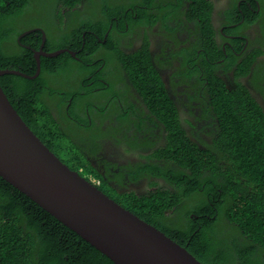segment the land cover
<instances>
[{"label":"trees","instance_id":"obj_1","mask_svg":"<svg viewBox=\"0 0 264 264\" xmlns=\"http://www.w3.org/2000/svg\"><path fill=\"white\" fill-rule=\"evenodd\" d=\"M71 1L73 0L68 3ZM167 1L160 0L159 3ZM259 3L260 6L263 5L262 2ZM209 6L210 0H178L169 12L162 8L157 16L161 29H168V21L178 18L180 8H183L189 21L195 22L194 29L188 30L192 36V39H188L191 45L187 49L176 51L178 56L184 52L183 64L178 69L174 66V73L168 80L174 92L176 87L187 86L193 93L188 96L190 102L197 105L185 103L184 105L189 106V111L179 115L164 83L155 69L150 67L148 58L146 59L147 66L151 69L146 72L151 83L144 91L151 94L149 110L155 115L151 120L156 125L161 124V128L167 133V142L163 147L149 149L152 154L159 155L152 158L168 159L175 165L163 164L161 168L171 166L160 172L165 185L156 187L153 191L146 187L147 191L140 196L122 181L118 183L127 188V194L118 195L113 188L108 187L98 171L70 147L67 139L59 140L62 135L56 129L52 117L46 118L34 109L28 110L25 100L19 108L13 101L18 97L11 96L4 87L6 80L18 89H28L36 81L17 75H4L0 77V85L13 108L36 135L40 136L45 132V126L52 131L46 138L52 146L54 143L57 145L54 146L56 151L64 154L63 161L70 169L94 180L101 191L171 237L199 262L264 264V110L247 91L243 92L245 86L241 82L225 87L219 77L221 68L213 63L215 61L211 57L212 47L215 45L211 42L204 45L205 41L201 45L196 42L197 39L202 40L214 34L210 27ZM30 7L34 12L40 8L35 7L34 0H0V70H20L24 74H32L10 66L14 60L31 59L32 52L21 47L16 40L23 31L35 28L33 21L25 17ZM251 7L257 8L254 3L248 6L241 2L236 11L241 9L249 12ZM87 30L89 28H79L75 30L78 31L76 35L80 38L82 32ZM111 33L117 34L119 31L113 29ZM40 34L36 30L20 41L28 44L29 39ZM125 35L123 27L119 39L125 38ZM5 42L10 45L6 53L2 51ZM80 42L81 39L78 44ZM89 44L92 45L91 42ZM121 45L125 43L121 42ZM59 47L61 44L55 49ZM112 51L113 57L110 53V58L113 60L127 57L118 49ZM260 54L264 56V52ZM31 62L34 63L33 59ZM168 66L171 67L170 61ZM140 69L142 68L133 67L131 75L143 77L144 71L141 72ZM61 78L60 74L57 79L59 85ZM254 84L257 91L264 94V71ZM90 88L95 89L93 86ZM55 90L61 89L53 88L52 94H56ZM42 98L37 96L32 106L38 109ZM62 98L59 95V99ZM190 107L199 109L198 115ZM113 112L115 114L117 110ZM192 119L200 123L203 121L199 130L203 134L207 132L205 135L209 137L208 142L200 141V146L192 142L189 139L190 133H187L188 129L191 133L198 129ZM117 120L128 122L121 124V131L129 130L133 124V135L142 128L140 122L129 118L125 112L120 113ZM108 134L111 133L99 131L95 136L101 139ZM134 138L130 140L137 141L135 136ZM138 165L143 166L142 169L151 170L150 176H155V171L159 172L161 169L149 160L144 165L128 163L122 167L131 170ZM152 184L148 181V186ZM0 264L114 263L0 177Z\"/></svg>","mask_w":264,"mask_h":264},{"label":"flooded vegetation","instance_id":"obj_2","mask_svg":"<svg viewBox=\"0 0 264 264\" xmlns=\"http://www.w3.org/2000/svg\"><path fill=\"white\" fill-rule=\"evenodd\" d=\"M68 1L34 0L35 7L40 6L36 14L34 12L32 14L33 8H28L25 17L33 21L35 28L23 31L16 40L21 47H26L32 52L31 59L34 63L29 58H23L14 60L10 66L32 72L26 74L28 76H33L37 69L39 73L36 78L30 80L36 82L28 89H18L12 83L9 84L8 80L4 81L5 89L11 96L18 97L13 101L19 108L25 100L28 110L34 109L40 116L52 117L56 129L62 135L59 140L67 139L70 147L82 159L88 161L98 171L106 185L113 188L118 195L128 193L127 188L120 185L119 181L125 183L138 196L147 191L146 187L153 191L156 187L164 186L165 181L160 172L171 166L166 169L161 166L167 163L175 164L168 159L161 161L152 158L159 155L152 154L149 149L163 147L167 142V133L161 128V124L158 126L151 120L155 116L149 110L151 94L144 91L151 83L146 73L148 70L151 71L146 59L148 58L150 67L155 69L164 83L179 115L189 111V106L184 105L185 103L197 105L193 101L190 102L188 96L193 93L187 86L176 87L174 92L168 80L174 73V66L178 69L183 64L184 52L178 56L176 51L187 49L191 45L188 39H192V36L188 30L194 29L195 22L189 21L183 8H180L178 18L168 21V29L160 28L157 22L159 12L162 8L169 12L178 0L160 3V0L129 2L73 0L70 3ZM241 2L248 6L254 3L257 8L251 7L249 12L241 9L236 11ZM259 2L263 5L260 6ZM208 14L214 34L208 35L206 40L197 39L196 42L200 45L204 41V45L213 43L215 46L212 47L211 57L215 62H212L221 68L219 77L222 78L225 87H230L237 81L241 82L245 86L243 92L247 91L264 110V94L262 91L258 92L254 84L264 71L262 61L264 56L260 54L264 52V0H210ZM82 27L89 30L82 32L79 38L76 35L78 31L75 30ZM123 27L126 35L120 40ZM113 29L119 33H111ZM36 30L41 33L40 36L32 37L28 44L20 41L28 35L21 36L23 33L27 31L32 33ZM80 39L81 42L78 44ZM121 42L125 45H121ZM58 44H61V47L55 49ZM9 47V43L5 42L2 51L6 53ZM112 49H118L127 57L113 60ZM55 52L59 54L53 57L44 55ZM61 55L63 56L60 57ZM35 56H38L39 63ZM53 58L56 60H52ZM168 61L171 67L168 66ZM133 67H141L140 71H144L143 77L131 75ZM60 74L62 78L59 85L57 79ZM91 86L95 89H91ZM53 88L61 90H55L56 94H52ZM59 95L63 96L62 100L59 99ZM37 96L43 97L39 100L40 110L32 106ZM113 110L117 112L114 114ZM190 110H196L193 113L198 115L199 109L190 107ZM119 111H124L129 118L140 122L142 128L136 131V135H133L135 133L133 124L129 130H120L121 124L125 125L128 122L117 120L120 113H124ZM84 118L86 121H83ZM30 119L32 121V118ZM192 123L198 129L192 133L190 129L187 130V133H190L189 139L199 146L200 141L208 142L209 137L205 135L207 132L203 134L199 130L203 121L200 123L192 119ZM44 131L37 136L63 161L64 154L56 151L54 146L57 145L54 143L52 146L46 138L52 131L46 126ZM99 131L111 134L99 139L95 136ZM134 136L137 141L130 140L135 139ZM75 157L78 158V155ZM147 160L161 168L159 172L155 171V176H150L151 170L142 169L143 166L140 165L131 170L122 167L128 163L144 165ZM79 171L81 172V169ZM148 181L153 184L148 186ZM157 182L159 183L156 186ZM104 194L121 205L108 194Z\"/></svg>","mask_w":264,"mask_h":264},{"label":"water","instance_id":"obj_3","mask_svg":"<svg viewBox=\"0 0 264 264\" xmlns=\"http://www.w3.org/2000/svg\"><path fill=\"white\" fill-rule=\"evenodd\" d=\"M38 73L39 69L28 76L6 69L0 70V77L34 79ZM0 177L114 264H202L171 237L61 161L24 122L1 85Z\"/></svg>","mask_w":264,"mask_h":264},{"label":"built area","instance_id":"obj_4","mask_svg":"<svg viewBox=\"0 0 264 264\" xmlns=\"http://www.w3.org/2000/svg\"><path fill=\"white\" fill-rule=\"evenodd\" d=\"M89 180H90V179H89ZM90 181H91V180H90ZM91 182H92L94 185H96V184H97V183H96L94 180H92Z\"/></svg>","mask_w":264,"mask_h":264},{"label":"rangeland","instance_id":"obj_5","mask_svg":"<svg viewBox=\"0 0 264 264\" xmlns=\"http://www.w3.org/2000/svg\"><path fill=\"white\" fill-rule=\"evenodd\" d=\"M34 12V11H33ZM35 14L38 13V10L34 12Z\"/></svg>","mask_w":264,"mask_h":264},{"label":"bare ground","instance_id":"obj_6","mask_svg":"<svg viewBox=\"0 0 264 264\" xmlns=\"http://www.w3.org/2000/svg\"><path fill=\"white\" fill-rule=\"evenodd\" d=\"M262 117V116H261Z\"/></svg>","mask_w":264,"mask_h":264}]
</instances>
